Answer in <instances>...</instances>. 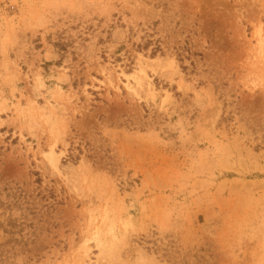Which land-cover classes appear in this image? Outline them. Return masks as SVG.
<instances>
[{"label": "rangeland", "instance_id": "1", "mask_svg": "<svg viewBox=\"0 0 264 264\" xmlns=\"http://www.w3.org/2000/svg\"><path fill=\"white\" fill-rule=\"evenodd\" d=\"M0 264H264V0H0Z\"/></svg>", "mask_w": 264, "mask_h": 264}, {"label": "trees", "instance_id": "2", "mask_svg": "<svg viewBox=\"0 0 264 264\" xmlns=\"http://www.w3.org/2000/svg\"><path fill=\"white\" fill-rule=\"evenodd\" d=\"M55 45L58 46V48H59L60 50H64V44L61 43V41H58L57 43H55ZM157 49H158V48L154 49V51L157 50ZM158 50H159V49H158Z\"/></svg>", "mask_w": 264, "mask_h": 264}]
</instances>
